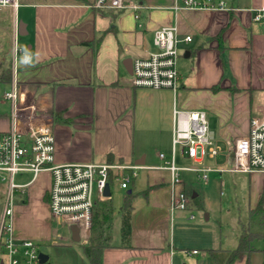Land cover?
Segmentation results:
<instances>
[{
	"label": "crops",
	"instance_id": "1",
	"mask_svg": "<svg viewBox=\"0 0 264 264\" xmlns=\"http://www.w3.org/2000/svg\"><path fill=\"white\" fill-rule=\"evenodd\" d=\"M94 1L18 0L17 10L0 9V71L12 70L11 82L0 81V131L12 123L13 104L4 94L15 84L24 115L31 112L53 122L55 163L141 166L136 176L143 175L139 193L144 196L132 212L130 242L111 236L103 264L181 263L185 247L176 245L178 219L183 211L192 213L199 194L188 193L192 183L183 178L176 189L190 195L189 209H171L175 187L162 166L172 155L175 107L206 111L221 147L215 157L191 158L192 165L210 168L209 180L232 182L249 215L260 203L264 207V171L232 169L234 141L248 134L252 116L264 114V27L254 20L264 0H226L230 10L175 8L181 0H142L140 20L131 8H98ZM168 24L177 25L182 39L178 88L134 85L133 60L156 49L155 31ZM185 172L203 181L198 172ZM40 176L46 177L48 188L31 186ZM37 178L16 190L20 202L14 205L13 231L16 238L51 242L63 238L53 227L48 202L51 174L46 170ZM41 210L44 214L35 223L20 224V216L29 219ZM244 223L239 220L233 239L211 231L188 252H202L212 264L208 249H234ZM253 244L256 249L233 264H264V238Z\"/></svg>",
	"mask_w": 264,
	"mask_h": 264
},
{
	"label": "built area",
	"instance_id": "2",
	"mask_svg": "<svg viewBox=\"0 0 264 264\" xmlns=\"http://www.w3.org/2000/svg\"><path fill=\"white\" fill-rule=\"evenodd\" d=\"M18 0H0V9L10 7L17 10ZM98 8H114L117 10L133 9L135 17L140 20L142 0H95ZM209 8L230 10L226 0H181V5L174 7ZM254 20L264 27V6L257 9ZM142 25V23H139ZM178 36L176 24L164 25L156 29L154 44L156 49L146 57L133 60V84L154 89L171 88L179 85ZM191 40V36L184 38ZM17 50L15 51L16 54ZM25 54L24 51L19 50ZM4 96L12 101V123L9 129L0 131V183L6 184V201L0 217V264H47L40 258L41 244L30 238H16L13 231V210L16 190L22 187L15 181V176L23 172L33 174L32 181L43 171L51 174L48 189V202L53 222L58 226L79 228L81 239L88 235L93 220L95 200H105L106 186L113 180L120 182L123 188L136 176L139 165H124L115 162L88 163H55V133L53 122L36 119L37 115L26 116L18 103V89L14 84ZM181 149L184 154L200 161L205 157H215L221 147L217 143L214 131L208 124L204 110H184L174 108V128L172 136V155L166 159L162 168L171 173V182L175 187L172 195L171 209L188 210L191 197L183 189L176 186L183 183L182 173L195 171L206 183L209 180L208 167L179 165L176 152ZM233 170L264 171V114L254 115L250 120L249 132L237 138L233 143ZM193 218L194 214L190 213ZM57 226V227H58ZM190 253L196 254L198 250Z\"/></svg>",
	"mask_w": 264,
	"mask_h": 264
},
{
	"label": "rangeland",
	"instance_id": "3",
	"mask_svg": "<svg viewBox=\"0 0 264 264\" xmlns=\"http://www.w3.org/2000/svg\"><path fill=\"white\" fill-rule=\"evenodd\" d=\"M2 93V92H1ZM177 163L179 165H192L193 161L191 158L185 156L182 151L177 153ZM211 164V162L209 161ZM189 175V177H187ZM143 176V175H142ZM140 172L136 178H132L128 181V188H122L121 184L117 180H113L110 183L111 196L110 200L114 207V224L112 230V240L119 241L121 238V214L120 210L123 207L125 198L130 190L134 194L133 204L136 205V201L144 196V193L140 192V187L144 183ZM33 174L30 172L19 173L15 176V181L19 184H23L31 180ZM182 177L189 183H192L191 187H187L186 191L192 194L196 191L199 196L193 198V210L194 214L192 218L186 211L181 213V228H176V245L185 247V253L182 254L184 259L181 263L177 264H209L210 257L200 254H191L188 249L198 247L203 240L206 241V235L211 231H215L226 236V240H231L235 237V232L238 231V222L241 219L245 221V225L248 226L252 232L257 233L259 236L264 237V207H257L248 214L247 207L243 203V199L238 194V189L232 182H227L224 179V184L221 178H211L206 183L192 173L183 172ZM32 187L46 189L49 186L46 177H38ZM18 195V194H17ZM15 195V204L20 202V198ZM6 201V184L0 183V217L3 212V207ZM109 199H106L101 206L107 203ZM41 214V215H40ZM43 211L38 214L32 212L30 218H24L20 216V224H33V222L43 216ZM35 218V219H32ZM175 220V216H173ZM34 220V221H33ZM35 223V222H34ZM179 225V224H178ZM57 223L53 222V227L57 228L59 235L63 238H59L49 241H39L41 244V251L49 256L47 264H89V260L86 257L81 243H86L91 238V233L82 237L80 242H75L71 239L70 231L67 227L58 226ZM177 226V223H176ZM263 240H256L255 243H260ZM212 263V261H211Z\"/></svg>",
	"mask_w": 264,
	"mask_h": 264
},
{
	"label": "trees",
	"instance_id": "4",
	"mask_svg": "<svg viewBox=\"0 0 264 264\" xmlns=\"http://www.w3.org/2000/svg\"><path fill=\"white\" fill-rule=\"evenodd\" d=\"M11 80V67L4 68L0 71V81L11 82ZM133 198L134 194L132 192L128 193L123 207L120 210L121 235L124 244H129L130 242L132 227L131 218L134 210ZM102 202L103 200H95L92 226L89 231L91 233V238L88 242L81 243L82 249L89 260V264H103V251L106 247L111 245L110 239L114 224V207L110 199L103 206L100 205ZM258 207H262V204L260 203ZM247 227L248 226L245 224H242L238 245L234 249H208L211 254L212 264H233L238 258L243 255H249L256 249L253 244L254 240L264 237L252 232Z\"/></svg>",
	"mask_w": 264,
	"mask_h": 264
},
{
	"label": "water",
	"instance_id": "5",
	"mask_svg": "<svg viewBox=\"0 0 264 264\" xmlns=\"http://www.w3.org/2000/svg\"><path fill=\"white\" fill-rule=\"evenodd\" d=\"M105 195L108 196V197L111 195V191H110V186L109 185L106 186ZM71 229H72V232H73V240L76 241V242H79L81 240V236L79 234V228L76 225H73L71 227ZM40 258H41V261L44 262V261H47L49 259V256L42 252L40 254Z\"/></svg>",
	"mask_w": 264,
	"mask_h": 264
}]
</instances>
